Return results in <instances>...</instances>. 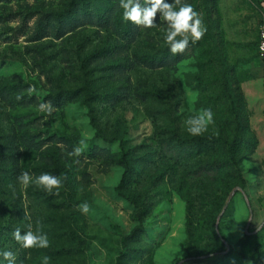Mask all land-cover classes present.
<instances>
[{"label": "rangeland", "instance_id": "1", "mask_svg": "<svg viewBox=\"0 0 264 264\" xmlns=\"http://www.w3.org/2000/svg\"><path fill=\"white\" fill-rule=\"evenodd\" d=\"M71 2L0 0V251L15 264H264V0H180L207 31L177 55L159 13L143 28L119 0L69 17ZM202 109L214 123L194 137L185 121ZM44 173L58 195L35 183ZM29 225L48 248L15 241Z\"/></svg>", "mask_w": 264, "mask_h": 264}, {"label": "clouds", "instance_id": "2", "mask_svg": "<svg viewBox=\"0 0 264 264\" xmlns=\"http://www.w3.org/2000/svg\"><path fill=\"white\" fill-rule=\"evenodd\" d=\"M120 7L123 11V20L131 22L143 28H153L157 26L155 19L157 14L166 21L167 31L164 37L169 51L172 55L183 53L189 44H195L203 38L207 28L204 25L200 13H198L190 3L180 4V0H119ZM180 4L178 10L176 5ZM41 112L49 116L53 113V107L50 103L45 102L39 105ZM214 123V113L211 109H202L185 121L187 131L192 136H200L207 131L209 125ZM69 155H79V149H75ZM20 182L28 186L32 183V177L29 173L24 172L19 177ZM35 183L41 186L50 194H59L58 191L53 193L54 189L61 187V179L52 174L44 173L36 178ZM83 213L90 211L87 203L79 205ZM15 241L25 249L49 247V239L46 233L41 229L33 231L31 225L29 229L21 234V229H16L13 233ZM15 255L12 251H0V264H15ZM177 259H179L177 257ZM49 258L43 257L42 264H48Z\"/></svg>", "mask_w": 264, "mask_h": 264}, {"label": "trees", "instance_id": "3", "mask_svg": "<svg viewBox=\"0 0 264 264\" xmlns=\"http://www.w3.org/2000/svg\"><path fill=\"white\" fill-rule=\"evenodd\" d=\"M92 1L93 0H72L70 5L68 6V11L66 13H69V14H67V15L70 17V15L74 12V10L79 9V7H81V6L85 7V6L91 5ZM123 11L124 10L122 9V12ZM68 16H64V17L67 18ZM147 57L148 56L146 55V56H144L143 58L140 59V61L142 62V65L146 64V61L148 59ZM138 60H139V57H138ZM150 63H151L150 65H153L152 69L153 68L155 69V68L159 67V65L155 64V62H150ZM175 139H176V141H181V139H180V137L178 135L175 136ZM121 163L126 167V172H130V170H131V162L128 159H126L125 156H122ZM120 195L123 196L122 194H120Z\"/></svg>", "mask_w": 264, "mask_h": 264}, {"label": "built area", "instance_id": "4", "mask_svg": "<svg viewBox=\"0 0 264 264\" xmlns=\"http://www.w3.org/2000/svg\"><path fill=\"white\" fill-rule=\"evenodd\" d=\"M258 55L262 63V74H263V81H264V24L260 27V31H259Z\"/></svg>", "mask_w": 264, "mask_h": 264}, {"label": "crops", "instance_id": "5", "mask_svg": "<svg viewBox=\"0 0 264 264\" xmlns=\"http://www.w3.org/2000/svg\"><path fill=\"white\" fill-rule=\"evenodd\" d=\"M261 65H262V64H261ZM249 88H250L249 84H246V85H245V90H246L245 93H246L247 96L250 95Z\"/></svg>", "mask_w": 264, "mask_h": 264}]
</instances>
